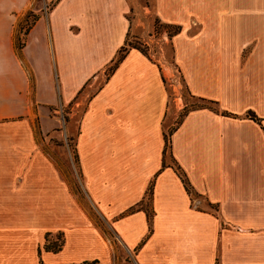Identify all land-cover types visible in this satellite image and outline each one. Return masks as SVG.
I'll use <instances>...</instances> for the list:
<instances>
[{"label":"crops","instance_id":"crops-1","mask_svg":"<svg viewBox=\"0 0 264 264\" xmlns=\"http://www.w3.org/2000/svg\"><path fill=\"white\" fill-rule=\"evenodd\" d=\"M152 1L181 27L173 58L189 95L218 107L189 110L168 148L161 65L130 48L109 70L131 0H0V264H264V0ZM61 104L82 107L84 192L121 260L35 137L34 116ZM49 232L60 251H40Z\"/></svg>","mask_w":264,"mask_h":264},{"label":"rangeland","instance_id":"rangeland-1","mask_svg":"<svg viewBox=\"0 0 264 264\" xmlns=\"http://www.w3.org/2000/svg\"><path fill=\"white\" fill-rule=\"evenodd\" d=\"M52 6L45 5L43 8L47 10ZM152 0H131V10L129 12V20L131 29L128 36L127 49L138 48L147 53L154 61L158 62L163 68V72L167 75L166 83L170 93V112L167 117V139L173 130L180 124L184 115L191 109L199 106L209 105L213 108H218L214 104H208L198 98L189 95L179 73L174 66L172 36L175 34V26L162 23L153 13ZM29 21H23L20 25L23 31L27 27ZM19 27L17 37L22 38L23 32ZM110 70V69H109ZM82 107L74 110L72 104L58 105L57 107L46 110L42 116H34V132L38 143L44 150L51 154L56 160L59 169L66 176L72 190L81 195L83 205L91 214L92 218L102 227L104 232L109 235L113 244L115 245L119 259L125 257L124 248L118 242L110 229L103 222L99 214L89 203L85 195L81 173L77 162V155L75 153V137L78 132L77 121L81 114ZM167 143V148H168ZM167 159L168 156H167ZM194 199L199 198L196 194ZM113 236V237H112ZM64 235L60 232L53 234L51 232L46 234L43 248L50 244L56 247L64 242Z\"/></svg>","mask_w":264,"mask_h":264},{"label":"trees","instance_id":"trees-1","mask_svg":"<svg viewBox=\"0 0 264 264\" xmlns=\"http://www.w3.org/2000/svg\"><path fill=\"white\" fill-rule=\"evenodd\" d=\"M29 18H31L32 21H31V23H30V22L27 23L28 25H27L26 29L23 31V30H22L23 28L21 27V32H23V33H26V32H27L28 28H29V27L34 23V21L36 20L37 15H36L35 13H33V12H29V13L27 14V16L25 17L24 20L28 22V21H29ZM173 26H175V25H173ZM175 28H176V30H175V34H176L177 32L180 31L181 27H180V26H175ZM173 35H174V34H173ZM127 42H128V40H127ZM127 42H126V45L123 46V47L121 48V50L119 51V55H118V57H117V60H116V62H115V65H113V67H111L110 70H112L113 68H115V66H116V65H117V64H118V63H119V62L125 57V54H126L127 51H128V49H127V45H128ZM23 45H24V41H23V39H22V38H18V39H17V47H18V48H21ZM140 50H141V49H140ZM141 51L147 55L146 52H144L143 50H141ZM200 100H202V101H204V102H206V103H208V104H215V103H216L215 101L208 100V99H204V98H202V99H200ZM199 107H202V106H199ZM203 107H210V108H213V107H211V106H209V105H203ZM196 108H197V107H196ZM251 116H252V118L255 117V115H253V114H251ZM167 143H168V145H170L168 139H167ZM77 162H78V157H77ZM78 163H79V162H78ZM176 169L178 170L179 174L181 175V178H182V180H183V182H184V184H185V187H186L187 191H188L191 195H195V194L197 195V193L193 190V188H192V186H191V184H190V182H189V180H188L186 174L183 172V170H181L180 166H176ZM151 192H152V185H151V187L149 188V192H148V194L151 195ZM62 246H63V243H61L60 245H58V246H56V247H53V246L50 245V244H46V245H45V248H46L47 251L58 252V251H60V250L62 249Z\"/></svg>","mask_w":264,"mask_h":264}]
</instances>
